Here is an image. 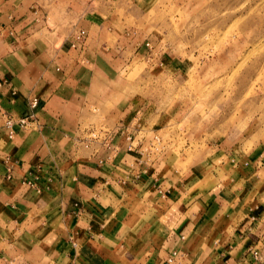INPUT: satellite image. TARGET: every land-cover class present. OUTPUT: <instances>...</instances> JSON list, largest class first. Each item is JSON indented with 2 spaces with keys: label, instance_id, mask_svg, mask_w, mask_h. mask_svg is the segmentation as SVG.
Returning a JSON list of instances; mask_svg holds the SVG:
<instances>
[{
  "label": "crops",
  "instance_id": "0c3cea01",
  "mask_svg": "<svg viewBox=\"0 0 264 264\" xmlns=\"http://www.w3.org/2000/svg\"><path fill=\"white\" fill-rule=\"evenodd\" d=\"M160 1L0 0V264H264L262 143L183 172L146 155L188 110L129 81L171 65L139 28ZM2 112L34 118L9 139Z\"/></svg>",
  "mask_w": 264,
  "mask_h": 264
},
{
  "label": "rangeland",
  "instance_id": "374dc122",
  "mask_svg": "<svg viewBox=\"0 0 264 264\" xmlns=\"http://www.w3.org/2000/svg\"><path fill=\"white\" fill-rule=\"evenodd\" d=\"M138 21L172 62L150 73L154 66L134 61L129 81L159 111L187 105L185 117L161 134L180 171L221 163L219 148L264 146V0H189L185 8L163 0Z\"/></svg>",
  "mask_w": 264,
  "mask_h": 264
},
{
  "label": "built area",
  "instance_id": "2783aa9c",
  "mask_svg": "<svg viewBox=\"0 0 264 264\" xmlns=\"http://www.w3.org/2000/svg\"><path fill=\"white\" fill-rule=\"evenodd\" d=\"M83 35H84V32L81 31L79 33V37L76 38L74 40V42H78L83 37ZM73 46H75V43H73ZM28 106H29L30 111H34L38 106V100L36 98H33L32 100H30ZM1 118L3 121L4 128L7 130L8 138L12 139L14 137V134H15V129H17V128L27 129L28 127H30V124H31L30 120L34 117H33V113H30L26 116H21V117L15 118L6 112H2ZM162 151H163V147H162L161 139H160V137L155 136L154 139L151 141V143L148 145V147L146 149V155L149 156V155H153L156 153L159 154ZM27 184L31 186L30 182H27ZM263 240H264V235H263ZM251 256L256 261L261 260V257L259 256V253L257 250L252 251Z\"/></svg>",
  "mask_w": 264,
  "mask_h": 264
}]
</instances>
